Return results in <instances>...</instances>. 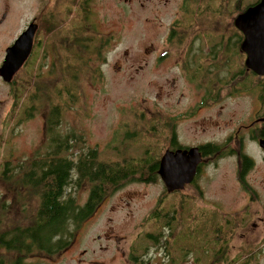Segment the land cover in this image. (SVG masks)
<instances>
[{"label": "rangeland", "instance_id": "374dc122", "mask_svg": "<svg viewBox=\"0 0 264 264\" xmlns=\"http://www.w3.org/2000/svg\"><path fill=\"white\" fill-rule=\"evenodd\" d=\"M30 2L34 6L35 0ZM180 2L181 0H173L165 4L164 0H152L151 3H147L150 4L148 9L145 0H95L92 4V21L96 23L97 29L93 32L97 33L100 39L101 36H112L108 45H100L96 39L91 40L93 32L90 24L87 22L83 25L76 14L80 9L78 3L73 5L68 37L73 55L70 60L73 84L62 82V77L53 82L47 66L50 57H45L43 76H40L32 65L21 70L19 81L22 79V89L25 93L19 100L21 107L16 111L17 106L12 95L14 85L0 82V161L7 159L10 153L15 161L20 158L30 159L37 152L43 153L44 146L48 143L47 117L53 110H50L52 97H46L39 103L41 110L34 116L27 118L24 112V104H30L26 102L29 100L28 94L36 93V85L28 77L30 70L39 76L41 93L44 95H48L49 92L43 89L55 91L58 82L66 86L60 90L62 96L53 99L52 105L60 110L62 131L65 133L72 130L80 139L83 137L82 143L85 148L97 147L101 156L109 160L114 159L111 152L120 156L125 153L126 148H121L118 143L129 146V151L125 153L126 157L139 156L144 150L147 152L149 149H146L144 144L149 137L144 133L136 138L123 139L122 143L120 138L129 131L152 130L150 118L159 116L163 119L167 109L169 116L176 112L177 89L172 87L171 82L178 72L173 60L159 64L156 59L159 48L152 50L149 48L148 52L146 49L150 45L149 38L150 40L154 38L159 46L155 39L156 27L161 31L170 18L175 17L174 11L177 13ZM185 5L190 9L192 3L186 2ZM31 10L30 4L29 11L23 16H30ZM148 26L151 27L150 30ZM55 37L57 41H62L60 33H56ZM80 46L83 50L86 48V51L80 52ZM101 48L104 49L99 54L98 50ZM100 66L102 76L96 72ZM76 71H79L78 80L73 77ZM28 80L31 81L26 83ZM67 86L74 88L66 92ZM73 92L79 94L77 101L69 97ZM245 103V100L239 104L235 101L232 106L241 110ZM192 124L191 121L190 132H187L191 141L194 140ZM161 148L162 145L156 151ZM253 154L256 160L254 176L257 178L255 180H259L257 183L254 181V184L259 189L261 186L264 188V152L254 151ZM18 177L20 174L16 175V179ZM199 183L204 188V198H219V203L225 211H229L234 203L244 202L240 195V184L236 178L235 168L230 162L223 163L219 169H214L209 175L203 176ZM164 187L162 182L127 185L106 197L96 211L74 231L71 243L58 254L49 256L36 251L23 255V251L7 249L5 251L7 264L17 256H22L28 264H134L130 259V250L136 243L138 251L145 242H140L139 245L137 242L139 233L154 228V220H150V214L164 194ZM89 188L87 182L80 188L78 199L81 203L86 201ZM263 192L260 189L262 204ZM203 196L201 197L200 193L187 184L184 188L169 192L164 205L177 210L178 202L184 197L193 198L200 205ZM37 202L35 194L29 188L14 179L7 180L0 174V232L12 229L18 224L24 226L32 224ZM192 205L194 209L197 208L189 202L184 204L185 208L181 214L175 211L177 219L174 229L169 234V228H165L163 230L165 235L160 237L162 241L165 240L167 250L163 245L156 247L149 243L142 258L145 260L144 264H170L168 253L172 254V251L177 261L173 264H183L184 260L185 264H192V253L194 255L206 253L208 250L206 244H198L205 241L208 214L206 211H200V207L194 210ZM220 218L217 216V219ZM138 241H143V238ZM1 252L0 260L3 257ZM142 252L140 249L139 253Z\"/></svg>", "mask_w": 264, "mask_h": 264}, {"label": "flooded vegetation", "instance_id": "af4514ba", "mask_svg": "<svg viewBox=\"0 0 264 264\" xmlns=\"http://www.w3.org/2000/svg\"><path fill=\"white\" fill-rule=\"evenodd\" d=\"M94 1L35 0L34 6L30 0L0 1V68L5 64L10 47L20 40V47L27 50L31 42L29 56L16 74L32 65L43 76L44 58L50 57L47 66L53 82L61 75H66L69 81L73 57L68 39L71 7L78 3L77 17L83 25L88 22L93 32L97 29L92 21ZM172 1L164 0V3ZM262 1L181 0L179 10L174 11L175 17L170 18L161 31L156 27L155 39L159 46L154 38L148 39L150 45L146 52L149 48H159L157 62L163 64L173 60L178 72L171 82L177 89L176 112L173 116H169V109L164 113L162 132L166 143L160 161L168 150L189 152L195 149L198 163L194 181L188 186L201 197L205 191L199 180L230 162L244 200L225 211L219 198L203 196L200 205L193 198L189 199L190 204L208 214L205 238L208 250L204 255L192 253V264H264V204L260 201V189L264 191V188L259 189L254 184L259 180L254 176L256 160L253 154L254 151L264 152L260 144L264 139V75L247 65L249 53L246 51L251 42L248 35L256 30L251 26L248 11ZM151 2L145 0L148 9L150 4L147 3ZM186 2L192 3L190 9ZM30 4L31 14L24 17ZM56 33L62 35V41H57ZM91 38L100 45H108L112 36L100 39L93 32ZM79 50L83 52L86 48L83 50L80 46ZM99 69L102 70L101 66L96 72L102 76ZM0 82L6 83L1 76ZM53 93L49 90L48 95ZM242 100L246 103L241 110L232 106L235 101L239 104ZM191 121L194 126H190L192 141L187 134ZM3 242L0 239L3 256L0 264H7ZM20 258L23 257L17 256L10 264L19 263Z\"/></svg>", "mask_w": 264, "mask_h": 264}, {"label": "trees", "instance_id": "16d2710c", "mask_svg": "<svg viewBox=\"0 0 264 264\" xmlns=\"http://www.w3.org/2000/svg\"><path fill=\"white\" fill-rule=\"evenodd\" d=\"M28 77L36 85V93L28 94L29 100L27 102L30 104L24 105L27 118L34 116L41 110L39 103H42L46 97H52L50 110H53L49 112L47 117L48 143L44 146L45 151L43 153L37 152L30 159L20 158L15 161L12 153H10L7 159L0 161V174L7 180L14 179L22 186L29 188L38 200L37 210L32 224L25 226L18 224L12 229L5 230V233L0 234V239L4 241L3 244L6 249L23 251L24 255L38 251L51 256L58 254L62 248L71 243L74 231L96 211L106 197L134 183H164L158 173L163 148L158 152L156 149L161 145L163 147L166 141L162 132L163 119L155 116L149 121V124L153 126L152 130L146 132L133 130L120 138V143H122L123 139L129 140L144 133L149 137L147 143L144 144V147L149 149L147 152L144 150L139 156L130 155L131 157H126L125 153L129 151V146L118 143L121 148H126L125 153L121 154V148L119 149L121 156L110 151L114 159H106L101 156L97 147L85 148L82 143L83 137L80 139L72 130L65 133L62 131L60 110L52 104L54 98L62 96L60 90L66 86H62L61 82H58L52 96L44 95L41 93L39 76L30 70ZM61 77L62 82L66 81L69 82V85L73 84L71 83L70 72L69 81L66 79V75H61ZM73 77L78 80L79 71L73 73ZM31 80L26 81V83ZM12 84L14 85L12 95L17 111L21 103L19 100L25 93L22 89V79L19 81V73L15 75ZM73 88V86H67L66 92H70ZM43 91L49 92V89H43ZM41 97L43 98L41 99ZM69 97L71 100L77 101L79 94L73 92L70 93ZM139 118L142 119L143 117ZM157 123H159L157 126L153 125ZM17 174H20V177L16 179ZM86 182L90 185L89 195L86 201L81 203L78 199V192ZM168 196L169 192L165 185L164 194L161 195L157 207L150 214V220H154V228L151 231L139 233L137 237L139 245L145 241L140 247L143 252L140 254V249L137 251L136 243L130 250V259L134 264L145 263L142 258L149 243L156 247L163 245L167 250L165 240L162 241L160 238L165 235L163 230L169 228L168 233H171L177 219L175 211L180 214L185 208L184 204L190 202L189 197H184L182 201L178 202V208L175 210L172 206L166 207L164 205L165 197ZM142 238L143 241H138ZM201 244H206V242L203 241L198 245ZM168 255L170 256V264H173L174 261L177 262L173 251L172 254L169 252ZM23 259L16 264H28Z\"/></svg>", "mask_w": 264, "mask_h": 264}, {"label": "water", "instance_id": "95a60500", "mask_svg": "<svg viewBox=\"0 0 264 264\" xmlns=\"http://www.w3.org/2000/svg\"><path fill=\"white\" fill-rule=\"evenodd\" d=\"M250 13V14H249ZM252 18L251 26L256 28L255 33L248 36L251 39L246 51L249 53L247 65L264 75V1L248 11ZM239 19L237 20V25ZM31 50V42L27 50L20 47V40L8 49L5 64L0 68V76L6 83H12L15 74L21 69L27 60ZM264 147V139L260 142ZM196 150L189 152L180 150L166 151L163 155L158 173L167 187L168 192L184 188L186 184L192 183L195 178L198 160L195 159Z\"/></svg>", "mask_w": 264, "mask_h": 264}]
</instances>
